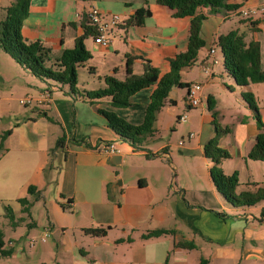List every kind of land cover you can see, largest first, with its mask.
Returning a JSON list of instances; mask_svg holds the SVG:
<instances>
[{
  "label": "crops",
  "instance_id": "0c3cea01",
  "mask_svg": "<svg viewBox=\"0 0 264 264\" xmlns=\"http://www.w3.org/2000/svg\"><path fill=\"white\" fill-rule=\"evenodd\" d=\"M226 3L236 8L215 13H210L208 7L198 9L206 15L200 29L204 45L194 62L180 72L181 81L202 83V104L189 107L187 89L182 95L178 87H172L156 114L152 132L140 137V148L121 139L96 109L139 125L154 85L134 93L130 105L121 108L113 107L108 97L91 103L89 99H73L63 89L58 99L50 96L38 102L46 93L36 81L43 80L16 62L17 66L7 63L26 78H11V89L17 88L26 95L32 93V88L38 89L34 102L52 105L58 119L41 110L6 127L10 133L0 149V229L4 246L12 247L13 252L0 258L1 264H264V197L251 205H230L215 188L210 177L212 162L203 154L204 144L214 135L212 121L228 126L230 132L219 141L230 154L221 160L223 172L237 173L236 194L264 192V162L247 157L259 130L242 98L244 92L253 94L264 123V82L236 85L215 45L220 35L237 30L246 41L259 43L260 66L264 70V10L249 17L239 13L263 6L264 0ZM92 5L99 7L106 18L117 14L119 22L108 32V47L96 44L93 34L84 40L91 57L77 70L88 67L91 83L87 81L88 89L82 86L77 87L79 90L102 88L108 75L123 80L127 56L134 58V74H141L143 62L148 60L163 75L170 69L169 60L187 48L191 17H176L156 0H31L21 36L27 42L39 41L55 60L83 34L84 11ZM140 9L150 12L143 23L126 24ZM211 47L215 48L218 62L205 75L201 64L209 59ZM179 101L189 114L176 113V121L182 123L178 116L186 115L189 129L172 122L165 125V118L174 116L179 109ZM60 122L65 140L62 147L52 152L59 138ZM166 129L179 138L161 137ZM99 142L114 143L118 151L104 153L97 149ZM157 154L170 158V162L157 159ZM112 155H117L113 161ZM60 158L62 166L58 167ZM29 186L35 195L29 216L37 209V220L25 216L18 201L30 198ZM67 205V209L63 208ZM5 206L19 219L17 224L9 223ZM39 221L42 228L38 237L45 229L50 231L46 241L34 246L23 243L24 231L30 232L29 241L36 236L30 229ZM96 227H108L106 234L92 236L84 232L85 228ZM11 228H19L20 236L7 240L5 232ZM159 228L175 233L142 237L144 232ZM49 239L52 242L48 243ZM178 241L192 242L194 247H174Z\"/></svg>",
  "mask_w": 264,
  "mask_h": 264
},
{
  "label": "trees",
  "instance_id": "16d2710c",
  "mask_svg": "<svg viewBox=\"0 0 264 264\" xmlns=\"http://www.w3.org/2000/svg\"><path fill=\"white\" fill-rule=\"evenodd\" d=\"M30 1H13L6 7L5 17L0 21V47L22 68L41 80H51L61 85H67L66 93L73 99H89L93 103L95 99L108 97L110 104L118 108L130 105V97L140 89L154 85L150 94V101L145 107L143 121L139 125L129 124L114 113L96 109L107 118L109 127L121 139L130 142L136 148H140V137L152 132L156 114L164 105V101L172 87L187 89L190 85L188 82L181 81L180 72L182 68L190 66L194 62L198 50L204 45V41L200 36V29L206 15L198 12V9L208 7L210 13H215L221 9L236 8L235 5L227 4V0H156L158 4L170 8L176 17H191L186 50L177 53L169 60L170 69L163 75H160L158 68L152 66L148 60L143 62L142 73L134 74L132 71L134 58L127 56L126 76L123 80L108 75L104 78L105 85L102 88L83 91L77 88V67L91 57L84 40L88 35L95 33L93 28L89 26L83 16V34L74 39L71 48L63 49L57 59L51 60L48 48L44 47L39 41L27 42L21 36V27L28 14ZM149 13L148 9L136 10L127 19L126 24L141 25L144 17ZM216 44L221 50L224 68L234 78L236 85L245 86L249 82H264V70L260 66V45L257 41H246L242 33L232 30L220 35ZM242 98L251 110L259 130L247 157L264 162V123L258 105L250 92L242 93ZM212 124L214 135L204 144L203 154L212 162L210 177L215 188L224 200L234 207L256 203L264 197V192L236 194L235 189L239 184L237 173L226 175L220 166L221 160L228 158L230 154L220 146L219 141L223 135L230 132V128L222 126L215 120L212 121ZM9 133L10 130H6L0 134V149ZM64 140L65 135L63 134L56 140L51 151L53 152L55 149L62 147ZM139 183L141 184L142 180H139ZM28 191L31 194L30 198L18 199L22 206V213L25 215H29V206L35 199L33 187L29 186ZM67 207L68 205L63 208L67 209ZM4 215L11 225H15L19 221L8 206H5ZM107 228H85L84 232L92 236H103L106 234ZM173 233H175L174 230L159 228L144 232L142 237L151 238ZM3 237V231L0 229V258L10 256L13 252L12 247L4 246ZM174 247L193 248L194 244L178 241L174 244Z\"/></svg>",
  "mask_w": 264,
  "mask_h": 264
},
{
  "label": "rangeland",
  "instance_id": "374dc122",
  "mask_svg": "<svg viewBox=\"0 0 264 264\" xmlns=\"http://www.w3.org/2000/svg\"><path fill=\"white\" fill-rule=\"evenodd\" d=\"M13 1L15 0H0V21L4 19L5 17L6 7L9 6ZM217 56H219V52L217 53ZM7 63L16 65L14 59L0 47V76L3 79V81L2 79H0V134H2L5 130L9 129V128H6L8 127V125H10L11 127L14 126V123H16L19 119H21L22 116L29 114L31 112H35V111L38 112L41 110H46L49 116L53 117L54 119H58L54 115V109L52 105H37V103H35L34 101L31 104L23 105L19 102V99L23 97L34 98V96L39 94L38 92L39 90L32 88L33 89L32 93L29 92V94L26 95L25 92H22L18 90L17 88L11 89V87L13 86L12 83H10L11 78L20 80V81L25 80L26 78L24 75L17 73L15 70L9 68L7 66ZM96 65H99V64L96 63ZM47 66H50V65H47ZM77 73H78L77 87L81 88L82 86H84L86 89H88L89 86L86 84V82L87 81L89 82L91 80L89 76L88 67H85L84 71H81V67L78 68ZM36 82L37 84H39V87L43 89L44 93H47V92L50 93L52 100L58 99L59 97L62 96L61 89L67 90V85H61L51 80H43L42 82L41 81H36ZM178 89L180 90L182 95L185 94V88L178 87ZM2 96L5 97V99L2 98ZM184 109H185L184 103L179 101V109L175 110L174 116L172 115L168 118L167 117L165 118V121H164L165 125L168 122L169 123L172 122V125H175L177 127L183 126L184 128L189 129L188 128L189 123H185V122L177 123L176 121V117H177L176 113L181 111L182 113H185L186 115L189 114L187 111L185 112ZM58 132H59V137L65 133L64 125L62 124V122H60V125H58ZM176 134L177 133H172L170 129H166L161 133V137H163L164 139H167L169 136H171V137H175V140H177V138H179V135L177 136ZM58 158L59 157H57V161H58ZM156 158L161 159V160L163 159V160H166L167 162H170V158L168 157L166 158L160 154H157ZM59 160H60L59 161L60 164L58 167H61L62 158H60ZM127 177H129V170L126 174V178ZM30 215L31 216L27 215L29 218L32 217L30 218V220L40 219L39 218L40 213L38 212L37 209L36 210L33 209ZM41 228H42V222L39 221L37 223V226L30 229V231L34 232V234L36 235L34 237H38L37 234L39 233V230ZM18 230L20 229L11 228L7 230L5 232V239L8 240L11 238H18L20 236V234H18ZM21 236L23 237L22 238L23 243L25 244L29 243L30 232L29 234H26V231H24V234H22ZM49 242H52V239H49L48 243Z\"/></svg>",
  "mask_w": 264,
  "mask_h": 264
},
{
  "label": "built area",
  "instance_id": "2783aa9c",
  "mask_svg": "<svg viewBox=\"0 0 264 264\" xmlns=\"http://www.w3.org/2000/svg\"><path fill=\"white\" fill-rule=\"evenodd\" d=\"M263 10H264V5L251 9L250 8L242 9L239 11V13L243 17H249L255 14L257 11H263ZM84 17L86 22L89 24V26L93 28L95 32L93 34L94 42L103 47H108L110 44V38L108 37V32L112 30L114 27H116V25L119 22V16L115 13H112L108 18H106L104 13L99 7L92 5L85 9ZM214 52H215V48L211 47L209 50V59L201 64V71L205 75H209L212 67L218 62V60L214 57ZM202 88L203 85L200 82L190 83L186 93V102L189 107L196 108L202 104L203 102ZM49 97H50L49 93H46L42 99H37V101L41 102L49 99ZM33 101H35V99L31 97H23L19 99V102L23 105L31 104ZM178 121L186 122L187 116L184 114L179 115ZM192 135L193 133H189V136ZM179 143H182V141H179ZM97 149L107 154H114L118 151L115 144L109 142H99V144L97 145ZM49 235H50V231L48 229H45L41 237L31 238L29 241V245L34 246L39 242H44L46 241Z\"/></svg>",
  "mask_w": 264,
  "mask_h": 264
},
{
  "label": "water",
  "instance_id": "95a60500",
  "mask_svg": "<svg viewBox=\"0 0 264 264\" xmlns=\"http://www.w3.org/2000/svg\"><path fill=\"white\" fill-rule=\"evenodd\" d=\"M114 158H117V155H112L111 158H110V160L113 161Z\"/></svg>",
  "mask_w": 264,
  "mask_h": 264
}]
</instances>
